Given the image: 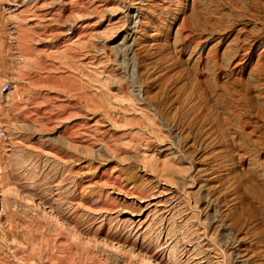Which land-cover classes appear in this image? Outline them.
Segmentation results:
<instances>
[{
  "label": "rangeland",
  "instance_id": "374dc122",
  "mask_svg": "<svg viewBox=\"0 0 264 264\" xmlns=\"http://www.w3.org/2000/svg\"><path fill=\"white\" fill-rule=\"evenodd\" d=\"M0 264H264V0H0Z\"/></svg>",
  "mask_w": 264,
  "mask_h": 264
}]
</instances>
